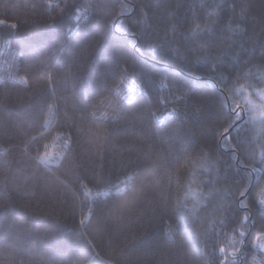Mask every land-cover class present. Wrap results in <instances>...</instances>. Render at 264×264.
Returning a JSON list of instances; mask_svg holds the SVG:
<instances>
[{"label":"trees","instance_id":"16d2710c","mask_svg":"<svg viewBox=\"0 0 264 264\" xmlns=\"http://www.w3.org/2000/svg\"><path fill=\"white\" fill-rule=\"evenodd\" d=\"M0 19V264H232L245 213L249 235L236 264H264L250 246L264 213L252 192L248 208L239 205L244 170L218 136L223 72L230 88L246 90L225 92L246 112L231 146L256 149L244 162L259 165L264 137L244 96L258 104L264 88V0H0ZM47 103L58 114L45 129ZM117 104L115 120L99 117ZM69 132L71 159L37 167L45 145L55 155Z\"/></svg>","mask_w":264,"mask_h":264},{"label":"snow or ice","instance_id":"6c2138e0","mask_svg":"<svg viewBox=\"0 0 264 264\" xmlns=\"http://www.w3.org/2000/svg\"><path fill=\"white\" fill-rule=\"evenodd\" d=\"M91 3H89L87 6H79V8L83 9L82 14L76 15V30L79 29L80 24L79 21L80 19L86 18V13L88 9L91 7ZM133 9H135L136 5H132ZM234 10V6H230ZM125 9H122L124 11ZM214 12L208 13L209 16L214 15ZM137 13L133 12L131 15L126 17L130 22L133 19V16H136ZM239 18L243 20L245 18V10H241V12L238 14ZM6 23L5 20L0 19V25H4ZM147 22L145 21V24ZM139 21L137 25H132L133 28L138 27ZM10 28L16 29L18 25L16 23H12L9 25ZM199 25H196V28L199 29ZM74 29L70 28L69 31H73ZM206 31H211V29H205ZM231 31V27L228 29ZM122 31H127V29H122ZM243 29H241V32ZM141 33H138V31H131L130 35L128 36V44L131 46L132 49H135L137 44L139 43V36ZM198 33L193 30L192 35L196 36ZM164 44L161 43L160 45H157L156 47L153 48V51L156 50V48L163 47ZM204 47V45H202ZM168 53L170 55L176 56L179 55L178 49L175 48H169ZM222 62L218 58V63L216 64H210V68L213 72H216L219 63ZM260 67H264V65H261ZM122 73L126 76L127 75V69L123 68L121 69ZM250 74V70H249ZM194 75V73H192ZM123 79V77H122ZM231 78L228 76H225L223 72L219 73V81L223 83V88L219 89V92L222 96V99L220 100L219 103V112L220 115L224 117L223 124L221 125L222 131H219L218 136L219 139H222L224 141H227L229 143L228 147H225L223 150L226 151L230 158L233 159L236 162V165L238 169H243L244 170V183L243 186L240 189L239 192V205L243 209L248 208V203H247V196L249 192H252V199L254 200L256 207H257V212L258 213H264V182H260L258 186H256L255 191L253 192V183L256 182L260 177H264V143L259 145V165L252 164L251 167L244 161H254L257 156V151L256 149H252L251 151L248 150L247 147H245V144L243 141L236 143L235 146H231L233 138H232V132L239 126L242 117L240 113L244 111V109L241 107L239 103H236L233 101V103H229L230 100L233 99L231 95H226L225 92L227 91L228 93H233L235 94H240L244 93L246 90L243 86L239 88H230L228 82ZM261 82L264 83V76L260 77ZM21 83L27 84L28 81L27 79H21ZM0 83H3V81H0ZM161 85H163V82H161ZM115 91V94L121 101L125 99L124 96L121 95L119 91H116L113 89L111 86L108 89V93H111ZM131 91V90H130ZM251 94L249 93L248 95L244 96V99L246 100V103L251 106L250 112L251 115L249 116V120L251 122H256L257 120L259 121V125L256 128L257 135L260 137H264V88H260L256 91V95L259 97L260 103H253L252 99L249 98ZM132 98H129L128 102L131 103ZM166 100V98H165ZM165 100H162L161 103H164ZM104 100H100L99 104H104ZM109 107L112 108V113L108 111H103L99 113V117L103 120H108V119H113L115 120L117 116L119 115L121 106L119 104L117 105H109ZM89 108L91 109V116L93 118L97 117V111L95 110L97 108L96 103H90ZM227 109V111H225ZM175 111V109H173ZM58 111H57V106L55 103H47L46 104V109L41 110L40 114V121L42 122V127L45 129H48L50 124L52 123L53 119L57 116ZM67 115V113H65ZM35 139V137H33ZM248 143H251V141H248ZM48 146L45 145V151L42 154H39L37 157H35V161L37 164V167L40 165H43L44 168L51 170V167L53 165L61 166V162L64 160H69L71 159L72 156V134L69 132L63 137V145L61 151H58L55 153V155L47 150ZM8 149H5V153H7ZM205 172L208 171L207 168L204 169ZM87 195V193H85ZM99 195L108 197L111 195L110 191H104L100 192ZM90 212L92 211L91 209L89 210ZM251 219L250 214H243L240 218L241 223L238 226V228L235 230V234H233L231 243L233 247L237 244H239V248L235 249L231 253V262L232 264H236L237 259L236 257L239 255V252L243 250V245L245 241L248 240V231L245 230V225H247L248 221ZM81 224H84V220L80 221ZM238 236V239H237ZM250 246L252 249H258L260 252H264V231H260L259 234L255 235L252 237L250 241ZM220 251H225V249L221 248ZM252 264H259V262L254 259Z\"/></svg>","mask_w":264,"mask_h":264},{"label":"water","instance_id":"95a60500","mask_svg":"<svg viewBox=\"0 0 264 264\" xmlns=\"http://www.w3.org/2000/svg\"><path fill=\"white\" fill-rule=\"evenodd\" d=\"M229 103H230V101H229ZM242 113H243V118H245V113H244V111H242Z\"/></svg>","mask_w":264,"mask_h":264},{"label":"rangeland","instance_id":"374dc122","mask_svg":"<svg viewBox=\"0 0 264 264\" xmlns=\"http://www.w3.org/2000/svg\"><path fill=\"white\" fill-rule=\"evenodd\" d=\"M244 109V108H243ZM244 113H245V117H246V112H245V110H244Z\"/></svg>","mask_w":264,"mask_h":264}]
</instances>
